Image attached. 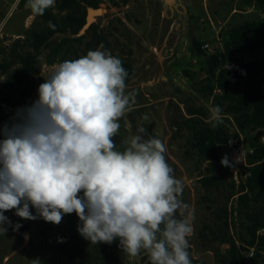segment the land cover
<instances>
[{"label": "rangeland", "instance_id": "rangeland-1", "mask_svg": "<svg viewBox=\"0 0 264 264\" xmlns=\"http://www.w3.org/2000/svg\"><path fill=\"white\" fill-rule=\"evenodd\" d=\"M25 3L26 0H0V127L12 122L17 109L30 106L38 98L37 89L44 77L60 63V60L55 64L48 62L51 46L65 37H76L71 28L52 36L51 46L43 47L34 61V84L28 86L27 81L9 84V74L21 63L15 62L4 71L5 62H11L17 54L33 53V47L26 42L28 31L47 28L40 16L25 8ZM61 3L62 0H56L55 6L49 8L59 21L66 13L60 9ZM83 3L89 4L82 2L87 10ZM99 8L103 13L97 15L94 23L96 34L87 36L83 43H73V49L83 55L87 43L94 50L103 45L112 55L132 63L133 74L125 91L134 94L135 103L119 120L121 127L113 138L116 147L123 150L121 141L136 134L141 125L147 129V135L165 143L167 162L185 185L182 199L194 213V234L189 238L192 264H224L220 254H228L229 245L220 239L226 216L220 219L218 213L222 212L220 205L226 202L227 187L218 191L202 184L201 179L209 175L208 163L200 159L196 148L188 142V131L176 127L175 122L189 117L187 107L203 109L209 116V106L219 105L222 115L230 117L227 127L234 125V119L225 110L226 103L221 104L217 94L208 95L203 89L209 82L206 59L225 52L226 36L232 27L259 18L263 11L249 5L247 0H177L171 9L162 0H100ZM194 39L202 45L209 43L214 52L197 53ZM59 56L69 60L71 54L64 48ZM263 56L264 49L240 53L233 62H249ZM27 88L29 92L25 94ZM241 132L246 143L258 138L264 142L262 130ZM230 181L233 182L229 175L224 186ZM232 199L228 201V233L238 245L256 247L258 254L256 244L248 245L243 240H250L249 222L240 212L239 199ZM31 211L36 214L35 209ZM4 215L13 226L21 227L16 231L8 227L5 235L0 234V264H31L36 258L41 264H53L55 257L56 264H150L143 251L135 257L123 253L118 239L111 244H91L77 231L79 219L75 213L64 215L58 225L40 218L22 219L14 210ZM257 264H264V251L260 252Z\"/></svg>", "mask_w": 264, "mask_h": 264}, {"label": "clouds", "instance_id": "clouds-1", "mask_svg": "<svg viewBox=\"0 0 264 264\" xmlns=\"http://www.w3.org/2000/svg\"><path fill=\"white\" fill-rule=\"evenodd\" d=\"M55 3L26 0L25 8L42 16ZM127 76L121 59L100 45L54 65L38 98L0 127V234L21 227L4 215L10 210L56 225L75 213L77 231L91 244L118 239L123 253L143 251L150 264H192L194 213L165 143L143 125L121 141L123 150L113 140L135 103L125 91ZM208 111L212 127L223 123L219 105ZM221 163L232 166L227 157Z\"/></svg>", "mask_w": 264, "mask_h": 264}, {"label": "trees", "instance_id": "trees-1", "mask_svg": "<svg viewBox=\"0 0 264 264\" xmlns=\"http://www.w3.org/2000/svg\"><path fill=\"white\" fill-rule=\"evenodd\" d=\"M87 4L99 7L100 0H62L60 9L66 10L65 15L60 19L49 9L40 16L46 23L47 28L39 31L32 28L28 31L26 42L33 47L34 52L26 55H15L11 62L6 61L3 65L4 71L10 69L15 62H20L21 66L16 67L9 74L8 83L11 85L27 81L28 86L34 84L33 70L34 61L40 56L43 47H50L49 39L58 32H67L69 28L73 29V35L86 23L87 10L82 5ZM248 4L262 9L263 13L259 18L246 20L243 24L234 26L226 36L225 52L222 55L212 54L206 59L208 84L204 86V91L212 95L216 88L223 90L222 94H217V100L226 103V112L234 119V123L240 130L248 129L256 132L262 130L264 136V56L253 59L249 62H233L235 56L240 53H254L264 49V0H247ZM52 25L50 27L49 25ZM75 28V29H74ZM96 34L95 24L80 37H65L50 48L48 62L55 64L65 61L64 56H59L64 48L71 54L69 60L77 59L87 54V51L94 50L90 43H87L82 49L83 55L73 49V43H83V40L92 33ZM98 42L101 44L100 39ZM193 47L199 54H203L202 42L194 39ZM204 55V54H203ZM229 58L227 60L226 58ZM17 61H16V60ZM122 61L123 67L128 72L126 84L133 74V66L130 61ZM29 92L27 88L25 94ZM189 117L175 122L179 129H186L189 133L188 142L196 148L200 159L208 163L207 171L209 175L201 179L205 187H214L221 191L227 187L225 203L220 205L221 214L218 217L226 216L223 220L221 231L223 236L221 242L229 245L228 254H220L224 264H244L243 251L247 249L246 245H238L233 237L228 233V201L231 197L240 194L239 207L240 212L247 217V231L250 240L243 238L248 245L256 244L258 254L255 255L253 264H257L258 256L264 251V235L258 236L259 229L264 228V142L261 139L249 140L247 145L253 151L249 154V160L252 167V176L248 180L247 186L241 185L239 189L233 182L226 184V178L230 175L229 169L223 167L218 159V148L226 143L229 138L230 117L223 116V123L217 127L206 122L207 113L203 109L187 107ZM238 189V190H237ZM63 247V246H62ZM56 264V257L53 259Z\"/></svg>", "mask_w": 264, "mask_h": 264}, {"label": "built area", "instance_id": "built-area-1", "mask_svg": "<svg viewBox=\"0 0 264 264\" xmlns=\"http://www.w3.org/2000/svg\"><path fill=\"white\" fill-rule=\"evenodd\" d=\"M202 49L207 52H214L211 45L209 43H205L202 45ZM208 53V52H207ZM223 90L221 88H216L214 90L215 94H222ZM12 111H7V114H11ZM229 138L228 141L218 148V159L220 164L223 167L229 169L231 179L236 187L239 189L241 185L247 186L248 180L252 176V164L249 160V154L252 153V149L248 147L244 136L241 130L234 125L229 129ZM264 140V139H263ZM227 157L230 165L232 166H224L221 163L223 158ZM242 193H237L233 196L232 200H237ZM258 236L264 235V228H261L257 232ZM244 264H253V260L256 255V247H247L245 251H243Z\"/></svg>", "mask_w": 264, "mask_h": 264}, {"label": "water", "instance_id": "water-1", "mask_svg": "<svg viewBox=\"0 0 264 264\" xmlns=\"http://www.w3.org/2000/svg\"><path fill=\"white\" fill-rule=\"evenodd\" d=\"M164 5L166 6L167 9H171V7L174 5L175 2H177V0H162ZM84 5H86L85 3H83ZM87 7V16H86V23L83 25V27L81 28V30L79 31L78 34H76V37H80L82 35H84L86 33L87 30H89L92 25L96 22L98 17L97 15H100V8L97 7H92L89 5H86Z\"/></svg>", "mask_w": 264, "mask_h": 264}, {"label": "bare ground", "instance_id": "bare-ground-1", "mask_svg": "<svg viewBox=\"0 0 264 264\" xmlns=\"http://www.w3.org/2000/svg\"><path fill=\"white\" fill-rule=\"evenodd\" d=\"M101 13H103V9H100V12H99V14L101 15Z\"/></svg>", "mask_w": 264, "mask_h": 264}]
</instances>
